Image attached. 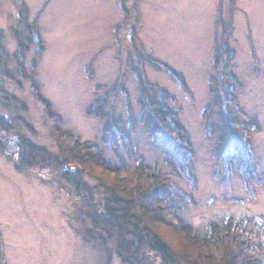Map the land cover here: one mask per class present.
<instances>
[{
    "label": "rangeland",
    "instance_id": "rangeland-1",
    "mask_svg": "<svg viewBox=\"0 0 264 264\" xmlns=\"http://www.w3.org/2000/svg\"><path fill=\"white\" fill-rule=\"evenodd\" d=\"M228 3V0H0L3 45L0 112L12 121L15 132L25 133L21 136L27 140L53 152L58 150L31 95L27 76L34 50L30 49L20 60L12 34V28L21 30L17 25L18 13L25 6L28 21L38 17L44 43L35 69L36 79L43 96L61 116V129L81 141L99 144L108 161L115 162V153L125 158L131 151L149 166L165 170L161 147L149 140L140 122L142 107L137 80L128 67L129 63L130 67H137V54L143 51L183 76L187 87L182 88L165 71L144 65L147 80L174 97L173 108L178 110L195 151L196 205L183 212L184 219L194 228L205 230L210 221L249 216L264 229V187H257L256 196L249 197L242 180L234 174L230 178L231 189L228 186L222 192L213 176L215 164L210 155L217 135H205L201 118L202 111L212 102L210 79L216 74L212 63L215 19L219 8L223 19H227ZM234 7L228 37L234 51L229 64L236 77L233 92L245 114L259 125V130L252 133L253 164L264 172V0H234ZM22 64L29 72L26 79H21L22 87H18L5 74L16 75ZM90 67L91 78L86 73ZM123 77L127 96L120 90ZM97 87L102 90L97 92ZM2 94L18 98L26 111L3 99ZM105 94H108L103 106L105 118L88 115V107ZM211 119L212 123H218V114ZM20 120L28 122L34 134L25 131ZM111 125L119 126L125 133L129 147L118 144L112 150L101 143L103 129ZM114 134L120 142L119 135ZM13 138L7 136L11 142L5 145L6 153H0L1 264H122L113 249L108 261L105 249L84 240L86 225L79 221L83 217L78 216V206L64 196L65 186L63 194L53 185L50 175L15 168L8 157ZM125 164L131 168L134 161L126 159ZM83 180L90 193L101 190L92 177L85 175ZM259 239L264 245V232Z\"/></svg>",
    "mask_w": 264,
    "mask_h": 264
},
{
    "label": "trees",
    "instance_id": "trees-1",
    "mask_svg": "<svg viewBox=\"0 0 264 264\" xmlns=\"http://www.w3.org/2000/svg\"><path fill=\"white\" fill-rule=\"evenodd\" d=\"M228 1L227 19H223L221 8L215 19L212 63L216 74L210 79L212 102L202 111L201 118L205 124V135H217L210 155L215 164L213 176L220 189L222 192L228 186L231 189L230 178L237 174L249 197L253 198L256 188L264 187V172L253 164L252 133L259 130V125L245 114L233 92L236 77L229 64L234 51L230 48L228 37L232 31L235 7L234 0ZM122 10L127 13L124 8ZM27 14L24 6L17 20L21 30L12 28V34L20 60L30 49L34 50L27 76L31 82V95L58 150L53 152L27 140L21 136L25 133L15 132L12 121L0 112V153H6L5 145L11 142L7 136L14 137L10 147L12 152L8 157L13 160L17 170H37L50 175L51 182L60 192L65 186V194L62 193L69 203L78 206V216L83 217L79 221L86 225L84 240L105 249L108 261L113 249L122 264H264V245L259 239L264 229L254 218L229 216L220 221H210L205 230H199L183 217L187 208L196 205L194 194L198 191V178L194 167L195 151L178 110L173 108L176 102L174 97L147 80L144 65L147 63L165 71L187 90L184 77L145 52H138L137 67H130L131 63L128 67L137 80L142 107L140 122L149 140L161 147L165 170L156 165L149 166L142 157L131 151L125 158L115 153V162L108 161L99 144L81 141L69 131L61 129L62 118L43 96L36 79L35 69L44 43L38 17L28 21ZM218 27H221L220 37ZM1 35L0 31V38ZM2 52L3 45L0 43V55ZM19 66L16 75H5L22 87L21 79H26L29 71L23 69V64ZM86 73L91 78V67L86 69ZM123 80L124 77L120 90L127 96ZM101 90L102 87L96 88L97 92ZM106 96L108 94L91 104L86 113L104 119ZM3 99L26 111V106L18 98L3 95ZM216 113L219 122L212 123L211 117ZM20 122L25 131L34 134L28 122ZM133 124L131 122L130 126ZM114 132L119 135L122 144ZM102 134L101 143L112 150L118 144L129 147V139H125L127 136L117 125L105 127ZM126 159H133L131 168L126 167ZM85 175L98 182L101 190L97 194L89 192L83 180ZM225 198L221 197L222 200ZM1 256L0 249V264Z\"/></svg>",
    "mask_w": 264,
    "mask_h": 264
}]
</instances>
